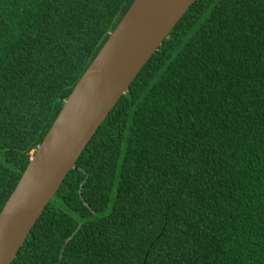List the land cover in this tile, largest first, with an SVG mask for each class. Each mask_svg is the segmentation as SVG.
Here are the masks:
<instances>
[{
	"label": "trees",
	"instance_id": "1",
	"mask_svg": "<svg viewBox=\"0 0 264 264\" xmlns=\"http://www.w3.org/2000/svg\"><path fill=\"white\" fill-rule=\"evenodd\" d=\"M133 0H0V211ZM10 264H264V0H195Z\"/></svg>",
	"mask_w": 264,
	"mask_h": 264
},
{
	"label": "water",
	"instance_id": "2",
	"mask_svg": "<svg viewBox=\"0 0 264 264\" xmlns=\"http://www.w3.org/2000/svg\"><path fill=\"white\" fill-rule=\"evenodd\" d=\"M194 1L133 0L109 32L0 211V264L14 259L97 128Z\"/></svg>",
	"mask_w": 264,
	"mask_h": 264
}]
</instances>
